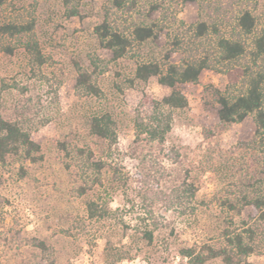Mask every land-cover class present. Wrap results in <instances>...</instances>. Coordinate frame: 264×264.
Here are the masks:
<instances>
[{"label":"rangeland","instance_id":"1","mask_svg":"<svg viewBox=\"0 0 264 264\" xmlns=\"http://www.w3.org/2000/svg\"><path fill=\"white\" fill-rule=\"evenodd\" d=\"M76 2L80 15L69 17L62 0H0V23H33L47 60L35 68L21 47L13 54L0 51L2 103L24 104L43 157L32 163L11 156L0 168V264H191L182 249L221 247L226 234L253 225L252 208H243V197L264 195L261 149L252 144L255 117L222 126L217 92L229 88L227 66L205 69L199 82L181 86L189 104L173 111L166 144L180 156L168 158L137 139L134 121L145 95L161 100L170 89L158 78L131 81L141 62L182 64L208 52L216 60L218 37L199 39L191 28L204 19L203 4L212 10L222 7L223 14L213 16L220 35L246 43L247 53L233 66L264 70V57L252 54L256 40L264 37V0H246L231 10L226 0H139L131 12L114 9L112 0ZM245 7L257 19L249 36L237 27ZM107 16L128 36L135 24L154 25L159 44H134L115 60L95 33ZM79 69L94 72L99 97L78 93ZM101 113L113 118L115 143L90 132L91 118ZM143 159L161 180L163 193L175 181L193 183L198 191L192 208L166 213L165 196L157 190L156 218H150L151 202L144 199L141 182ZM229 200L242 210H231ZM90 201L105 217H89ZM260 246L249 258L252 264H264V241Z\"/></svg>","mask_w":264,"mask_h":264},{"label":"trees","instance_id":"2","mask_svg":"<svg viewBox=\"0 0 264 264\" xmlns=\"http://www.w3.org/2000/svg\"><path fill=\"white\" fill-rule=\"evenodd\" d=\"M69 17L80 15L79 3L76 0H62ZM139 0H112L113 8L119 11L131 12ZM246 0H226V8L243 4ZM204 19L191 28L197 38H208L216 35L217 55L207 53L203 58H193L182 64L171 63L166 60L165 64L158 61L141 62L137 65L134 79L143 83L152 78H158L161 85L170 89V94L158 100L145 95L139 103L135 116V129L137 139L146 142L160 155L174 156L177 160L180 153L175 149H167V140L173 129V111L188 107V99L183 93L181 86L188 83H197L205 69L216 68L218 65H226V74L229 80L227 92H217L220 109L218 112L222 126L229 127L233 124L242 123L253 115L257 124L255 137L252 144L261 149V164L264 173V70L252 72L250 67L233 66L234 63L244 58L247 53L246 43L242 39L227 38L220 35L219 25L213 21L215 15L223 14L221 6L212 10L203 4ZM237 18V27L243 35H252L257 25V19L249 7L242 8ZM33 23H0V42L11 41L15 45H0V51L13 54L16 47L23 48L30 56L33 67H42L47 63L46 57L41 50L40 43L34 35ZM95 33L100 45L113 53L114 59L125 57L133 48L134 44H144L151 41L159 44V33L154 25L135 24L131 35L128 36L117 30L110 22L109 16L102 24L96 27ZM256 49L252 53L255 58L264 57V37L256 40ZM242 85L245 90L236 92L234 89ZM16 88V87H14ZM76 89L79 94L99 97L101 90L94 79V72L79 69ZM29 115L24 104L5 107L0 93V168L11 156H21L32 163L42 160L41 146L32 139L31 129L28 125ZM90 132L100 140L115 143L117 134L114 129V121L110 114L101 113L91 118ZM166 152H168L167 155ZM171 153V155H169ZM142 180L146 186L145 200L151 202L149 216L156 218L153 207L160 201L159 194H164L162 200L166 213L174 210H185L192 205L197 194V187L188 181H175L168 193H163L161 180L152 175V170L142 161ZM102 166V165H99ZM169 175L168 178H170ZM168 180L167 177H162ZM159 190V194L158 191ZM154 195L155 197L153 198ZM244 206H251L253 225L243 232H230L225 236V243L221 247L204 246L197 248H184L180 254L188 259L191 264H206L211 260L220 259L223 264H252L249 261L261 247L264 241V195L243 197ZM231 210L241 211L231 200L227 201ZM89 217L94 219L99 216L105 217V212L95 202H88ZM148 240H153L152 233L147 234Z\"/></svg>","mask_w":264,"mask_h":264}]
</instances>
